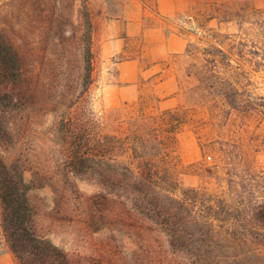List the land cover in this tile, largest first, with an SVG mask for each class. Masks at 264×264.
<instances>
[{
	"label": "trees",
	"instance_id": "trees-1",
	"mask_svg": "<svg viewBox=\"0 0 264 264\" xmlns=\"http://www.w3.org/2000/svg\"><path fill=\"white\" fill-rule=\"evenodd\" d=\"M93 29L86 12L77 86L61 84L59 95L52 96L46 78L35 72L16 38L0 28L1 232L19 264H73L65 249L35 232L30 191L51 185L60 192L77 176L101 186L92 198L100 213L90 218L95 230L111 225L143 243H151L155 234L164 241L172 256L145 264H172L175 257L189 264H264V170L251 165L246 139L225 142L218 134L210 144L202 143L226 176L225 188L214 193L185 187L179 180L177 136L189 122V110L155 112L141 101L124 118L114 119V130L106 131L103 117L83 106L93 84ZM223 43L187 50L193 61L189 76L198 83L193 89L200 98L196 106L213 110L217 120L235 114L249 122L244 131L253 127L252 134L264 136V95L253 92V72ZM49 104L58 113L60 164H9L1 145L20 136L18 119ZM82 106L83 116L77 117ZM27 170L33 173L30 181Z\"/></svg>",
	"mask_w": 264,
	"mask_h": 264
},
{
	"label": "rangeland",
	"instance_id": "rangeland-1",
	"mask_svg": "<svg viewBox=\"0 0 264 264\" xmlns=\"http://www.w3.org/2000/svg\"><path fill=\"white\" fill-rule=\"evenodd\" d=\"M86 12L94 25V75L83 106L103 117L106 131L141 101L155 112L181 108L190 111L177 136L179 180L185 187L214 193L225 188V173L202 145L218 134L225 142L243 136L251 165L264 170V136L252 134L253 127L244 131L249 122L235 114L217 120L213 110L196 106L198 83L189 76L193 61L187 54L194 45L224 42L225 50L253 72V92L264 95V0H0V28L16 38L52 96L59 95L61 84L77 86ZM41 106L18 119L20 136L14 143L1 145L9 164H60L58 113L53 105ZM83 106L77 117L83 116ZM25 177L30 181L32 171ZM71 181L60 192L51 185L34 188L30 200L35 232L65 249L73 264H145L172 256L157 234L143 243L115 226L95 230L90 218L100 213L92 198L101 186L87 177ZM0 264H19L2 236L1 205ZM172 264L189 263L175 257Z\"/></svg>",
	"mask_w": 264,
	"mask_h": 264
}]
</instances>
